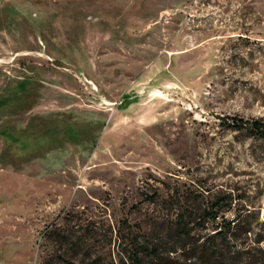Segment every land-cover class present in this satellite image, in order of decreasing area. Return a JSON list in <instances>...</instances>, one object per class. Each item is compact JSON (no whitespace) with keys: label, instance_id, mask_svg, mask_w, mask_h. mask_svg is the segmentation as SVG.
Here are the masks:
<instances>
[{"label":"rangeland","instance_id":"1","mask_svg":"<svg viewBox=\"0 0 264 264\" xmlns=\"http://www.w3.org/2000/svg\"><path fill=\"white\" fill-rule=\"evenodd\" d=\"M253 121L264 0H0V264H163L182 211L251 242Z\"/></svg>","mask_w":264,"mask_h":264},{"label":"trees","instance_id":"2","mask_svg":"<svg viewBox=\"0 0 264 264\" xmlns=\"http://www.w3.org/2000/svg\"><path fill=\"white\" fill-rule=\"evenodd\" d=\"M259 124L253 121L252 129L259 130L264 136V127ZM226 197L217 198L212 206L219 201L223 203ZM230 203L226 202L229 206ZM217 216L212 210H204L196 217L187 216L183 211L177 213L170 236L162 237L151 250L156 252L159 247H167L163 264H264V247L261 245L264 243V222L262 229L253 233L251 242L245 243L251 234L249 214H237L230 220L221 217L220 222L216 221ZM207 221L215 226L212 233H193L196 224L204 226ZM136 252L135 249L133 253ZM171 254L176 255L171 257Z\"/></svg>","mask_w":264,"mask_h":264}]
</instances>
